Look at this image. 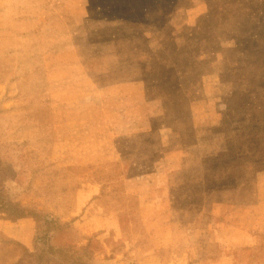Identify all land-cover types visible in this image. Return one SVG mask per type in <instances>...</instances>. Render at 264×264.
I'll list each match as a JSON object with an SVG mask.
<instances>
[{"label":"rangeland","instance_id":"374dc122","mask_svg":"<svg viewBox=\"0 0 264 264\" xmlns=\"http://www.w3.org/2000/svg\"><path fill=\"white\" fill-rule=\"evenodd\" d=\"M262 61L264 0H0V264H264Z\"/></svg>","mask_w":264,"mask_h":264},{"label":"crops","instance_id":"0c3cea01","mask_svg":"<svg viewBox=\"0 0 264 264\" xmlns=\"http://www.w3.org/2000/svg\"><path fill=\"white\" fill-rule=\"evenodd\" d=\"M263 63L264 61H262L260 64L264 65ZM263 69H264L263 67L257 66V70H256V73L259 75L258 81L261 82L258 84L257 90H261V91H264V84L262 82L264 80ZM16 71L18 74L23 73L22 68H18V69L15 68L14 72ZM24 77L25 79L23 80H21L22 78H17L18 80H21L19 82V85L20 87L23 86V88L27 85L26 76ZM30 117H32V123H33L31 126L32 128H48L49 129V123L52 122V120H50L52 119V116H48V117L42 116L41 117L40 113L34 116L31 115ZM43 123L46 124L44 127L41 126V124ZM258 133H259L260 139H262V142H260V146H258V149L252 152L246 151L244 153V156H241V158H239L240 162L235 163L233 167L234 172H235V174H233L234 178H231L230 182L226 181L225 183L222 184L224 185L223 189L225 190L224 191L225 196L223 199L225 203H236L237 201H240L236 195V192L253 190L254 187L258 183V176L264 172V117L262 118ZM36 137L39 138L40 135L36 134ZM132 167L133 166H131L130 168L132 169ZM220 170L222 169L219 166H217L216 171H214L213 173H209L208 177H212V175L218 173ZM213 191L214 192L209 194L210 199H211L210 205L223 201L222 198H218L220 194L218 196L214 194L215 191H218V190H213Z\"/></svg>","mask_w":264,"mask_h":264}]
</instances>
